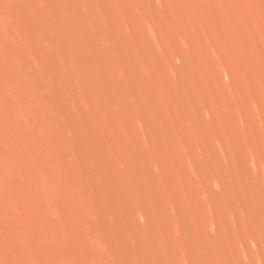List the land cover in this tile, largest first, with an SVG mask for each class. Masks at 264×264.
Wrapping results in <instances>:
<instances>
[{"label": "rangeland", "instance_id": "1", "mask_svg": "<svg viewBox=\"0 0 264 264\" xmlns=\"http://www.w3.org/2000/svg\"><path fill=\"white\" fill-rule=\"evenodd\" d=\"M14 1H15L14 4L16 6H21V5L23 6L24 5L23 7L28 8L32 12V14L35 18L46 23L47 26L49 25L50 29L52 31V34L54 36H56L57 38L59 37L58 34L60 35V30H61V27H60L61 24L57 20V18L59 16H61L59 18L63 17L65 20L67 19L68 21H71V20L72 21H78V23H82L83 25L89 24L88 27L92 26L90 29L93 31V33L97 32V30H98V27L96 26L95 23L89 22L91 20H89L88 24H87V22H85L87 20V18L84 17V18L74 19V17L72 15H69V13L66 12L64 6L69 3V0H59V4H58V0H44L46 2H44L42 0H22V1L21 0H14ZM66 1H67V3H66ZM72 1L75 2L78 5V7L80 9H82L83 11H85V9L87 8L85 12H86V14H88L87 16L89 18L91 17L93 11H95V10H98L102 13H109V14L113 15L114 17H117L116 18V20L118 21L117 32L125 40L128 39L127 42L128 41L130 42V45L134 48L133 51L135 52L134 53L133 51L124 50L121 53V58L127 62H135L136 65L138 66V68L141 67L140 68L141 72H142V73H140L141 76L140 75L139 76H126V75L120 73L121 72L120 64H118L115 61L113 55H110L103 50H99L100 52L98 51L97 53H99L100 56H97V59L99 60V62H101L104 65L106 64L107 66L105 65L104 69H96L97 70L96 72L99 71L97 74L98 77L104 82H108L109 81L108 79L112 78L114 81L118 80V81H116V83H118V84H120L122 82L123 84H127L130 87H133V86L138 87L141 89L142 94H143L142 96H144L145 98L143 100H138L139 101L138 102V101H135L127 92L128 97L130 96V98L127 99L126 92L123 91V93H124L123 96L124 95L126 96V98H124V99L127 100L128 104L127 103L126 104L128 105V107L126 106V104H123L126 102L123 99H122L123 102L121 103V107H112V105L109 104L108 99H106L105 97H98L94 93L92 87L86 85L82 88L80 94H77L75 92L74 97H72L73 95L71 92L63 90V94L64 95L66 94L67 96L65 95L66 96V98H65L64 96H62L61 93L58 95V99L61 97L62 101L60 99H59L60 101L58 100V102L61 103V104H58L59 105V112H58L59 115L58 116L56 115L54 117L55 122H56V123L55 122L54 123L56 125L58 124L57 127L61 128V129L71 128V127L73 128V130H72L73 134L71 137H73V139L77 142V144H79V142H80V144H79V147L81 146L80 147V154H79L80 159H82L83 164H84V161L87 159V157L89 159H91L89 161L87 159L85 164H84L87 169H90V171H96L98 167L99 168L105 167V169H107L109 171L111 178H113L114 180L118 181V178L119 179L120 178L125 179L127 177L128 172L126 170H123V168L121 166H118V162H120L121 159L122 160L125 159L126 160V167L129 165V163L131 164L130 167L128 166L129 168H131L130 170H136L139 173L142 172L141 174H146L145 175L146 180H144V182H146V186H145V183H143V181L141 182L138 180H137V182H136V180H133L129 185L122 184V186H120L121 188L120 187L119 188L118 187L117 188H110L107 184L102 185L105 193H107V194L110 193V194L115 195V191H116V195L120 198V204H118V206L121 207L122 212L124 211L123 216L125 215V217H126V218L124 217V221H126L125 225H127V227H126L127 233H129L131 235V237L136 235V236H134L135 239L136 238L139 239V235L141 234L140 240L143 239L147 234H149V236L154 237L153 239L151 237L152 243L147 244V247L149 248V250L153 254H155L156 256L158 255V257L162 256V255L168 256V259H165V256H162L159 258L157 257L158 260L157 259L154 260L155 264L156 263L157 264H159V263L160 264L161 263L162 264H175V263L180 264V261H181L180 258H181V254L183 252H184L183 253L184 256H183V254H182V256L185 257V259L182 258V262H181L182 264H183V262H184V264L185 263H187V264H198V262H199V264H208V263L209 264H234V263H236V261H237V264L238 263H240V264H252V263L253 264H258V263L264 264V187H263L264 186V181H263L264 180V178H263L264 167L262 166L264 164V116H263L264 115V103H263V101H264V0H186V1L185 0H157V1L156 0H81V4H79L80 0L79 1L78 0H72ZM35 2H37L38 4ZM33 3H34V7H33ZM39 4H40V6L43 5L45 8L40 7ZM192 4H193V7H192ZM0 5L10 7V5H12V4H10V2H8L6 0H0ZM43 9H45V10H43ZM115 9H116V11H115ZM41 10H43V13L40 12ZM46 11L48 12L47 14L45 13ZM44 13H45V15H44ZM61 13H62V15L63 14H65V15L62 16ZM66 13H67V15H69V17L70 16L71 17L68 18ZM192 13H195L196 15L195 14L194 15L196 17ZM58 14H59V16H58ZM52 16L55 19L52 18ZM72 17H73V19H72ZM121 17H123V19ZM119 18H121L122 20ZM198 19H199V22H198ZM153 21H156L158 23H154ZM197 23H199V24L197 25ZM51 24H52V27H51ZM156 24H158L157 25L158 27L156 26ZM137 25L140 27V30H139V27ZM173 26H175V27H173ZM182 26L185 29L182 28ZM163 29H164V31H163ZM157 31H159L160 33ZM161 31H163L165 39H164L163 33ZM175 33H177V34H175ZM147 34H148L149 38H148ZM186 35L188 36V38L186 37ZM144 36L146 37V40H145ZM154 36H155V38H154ZM150 39H152V40H150ZM144 40L146 42H144ZM135 41H136V43H135ZM161 41H163V42H161ZM151 42L152 43L154 42V43L152 44ZM138 43H139V45H138ZM162 44H164V45H162ZM137 46L138 47L140 46V47L138 48ZM156 47H159V48H156ZM176 47H177V49H176ZM211 49L214 52L211 51ZM221 49L223 52H221ZM147 50H148V52H147ZM144 51L147 53V55ZM155 51L158 53V55L161 58L159 56H156L157 53ZM172 51H173V53H171ZM100 53L101 54L103 53V54L101 55ZM149 53H150V55H149ZM214 54L216 55V57ZM191 55H192V58H191ZM157 57H158L159 61H158ZM222 57L225 59V61ZM151 58H153L154 60L153 59L151 60ZM173 58H175V59H173ZM108 59H109V61H108ZM177 59L180 62H178ZM182 59L184 61H182ZM197 61H198V63H197ZM156 62H158V63H156ZM159 62L161 65L159 64ZM193 62H195V65H192ZM163 63H164V65H165V63H167V67L169 68L168 72H167L168 68L165 67L163 65ZM184 63H186V64H184ZM148 64H149V67H148ZM178 64H179V66H178ZM227 64H228V67L226 66ZM151 65H152V67H151ZM191 65H192V67H191ZM199 65H200V67H199ZM158 66L160 68H158ZM181 66H183V67H181ZM155 67L157 69H155ZM54 68H55V70L58 69L60 71V69L58 67H54ZM200 68H201V70H200ZM179 69H181V70H179ZM58 70H56V71H58ZM171 70L173 72H171ZM178 70L180 72V77H179V74L178 75L175 74V72ZM189 70H191V72ZM100 71H101V73H100ZM224 72H225V75L227 74L226 76L228 78H224V76H223ZM156 73H158V76ZM181 73H182V76H181ZM59 74H62L61 71L59 72ZM112 74H114V76H116L115 77L116 79L114 78V76L112 77ZM153 74H156V75H153ZM190 74L191 75L194 74V75H192L193 77ZM161 75L162 76L164 75V76L162 77ZM156 76L157 77L160 76L159 79L158 78L155 79ZM143 77H145L146 79L144 80ZM106 79H107V81H106ZM182 79H184L185 81ZM135 80H137V82ZM163 80H165V82ZM191 80H195V83H194V81L192 82ZM70 81H71L70 84H72V85L76 83L73 79H71ZM162 81H163V83H162ZM205 81H207L208 83ZM146 82L147 83L149 82L150 84L148 85ZM176 82H177V84H176ZM185 82L188 84L186 85ZM139 83H141V84H139ZM153 85L155 88L153 87ZM167 85H168V87H164ZM218 87H219V89H218ZM85 88L86 89L88 88V90L90 92L87 91ZM171 88H175L172 91L173 94L175 92L174 96H170V95H172V94H170ZM208 88L210 91H208ZM84 89H85V91H84ZM154 89L157 90V92L154 91ZM196 89H198V91ZM91 91H92V94H91ZM221 91L224 93H222ZM7 92H6V90H4V91L2 90L1 93L5 97L9 98V94L7 95ZM165 92H167V93H165ZM158 94H159V96L157 97ZM87 95H88V97H87ZM146 95L148 96V98ZM169 96L171 97L170 101L168 100ZM186 96L189 98L190 101L187 99ZM232 96H234V97H232ZM245 96H246V98H243ZM160 97H161V99H160ZM165 97H167V99H165ZM92 98H94L95 101ZM192 98H193V100H192ZM230 98H231V101L229 102ZM105 99H106V101H105ZM244 99L246 100V102L244 101ZM63 100H65L67 102H72L74 107L73 106L71 107V105L69 103H67ZM77 101L79 102V104ZM102 101H103V103H102ZM182 101H184V102H182ZM200 101H202V102H200ZM232 101H233L236 109L233 106ZM64 102L67 103V105ZM176 102H177V104H176ZM144 103L147 105L146 108L144 107ZM169 103L171 105H169ZM63 104H65V107ZM175 104H176V106H175ZM193 104L196 106L194 107ZM201 104H203V105H201ZM79 105H80V107H79ZM139 105H141V109H140ZM152 105H153V107H152ZM177 105L180 107H177ZM68 106H70L71 108ZM208 106H209V109H208ZM214 106H215V108H214ZM218 106L220 107L221 110L219 109ZM109 107H111V108H109ZM154 107H156V109ZM187 107H188V109H187ZM202 107H204V108H202ZM105 108H107V109H105ZM118 108H121L122 110L120 109V111H119ZM224 108L227 111H225ZM69 109H70V111H67ZM110 109H111V112H109ZM193 109H196V110H193ZM71 110H72V112H71ZM112 110H114V111H112ZM127 110L129 112H127ZM188 110L191 112H189ZM207 110H209L210 112ZM261 110H262V112H261ZM121 111H123V112H121ZM155 111L157 113H155ZM167 111H168V113H167ZM216 111H217V113H216ZM235 111H236V115H235ZM112 112L113 113L115 112L114 113L115 116L111 115ZM225 112H227V114ZM257 112L260 113L259 116H260V119L262 120L261 121L262 125H261L260 120L258 118ZM121 113H124L125 116L122 115ZM127 113H128V115H127ZM116 114H117V116H116ZM145 114H146V116L148 115L147 116L148 121L146 123L147 126L144 125L145 122H144L143 117H142ZM68 115H69V117H68ZM112 116L114 119L111 121ZM123 116H124V119L127 120L126 121L127 123H125ZM131 116H132V118H131ZM179 116H181V117H179ZM208 117H209L210 122L207 119ZM66 118H68V119H66ZM116 119H118L119 122H118V120L116 121ZM159 119H160V121H159ZM183 119H185V120H183ZM238 119H239V121L241 120L242 122L241 121L239 122ZM161 120H162V123H161ZM173 121H174V123H173ZM179 121H181V122H179ZM112 122L116 125H113ZM132 122L134 124H132ZM138 122H140V123H138ZM188 122H189V124H188ZM179 123H181V124H179ZM55 124H54V126H55ZM96 124L98 126H96ZM127 124H129L131 129L128 128ZM173 124H174V126H173ZM183 124H184V126H182ZM225 124H226V126H225ZM247 124H249L250 127ZM86 125H87V127L89 125L88 129H86L87 128V127H85ZM117 125H118V127L120 125V127L122 129L121 128L118 129ZM132 125H134V127ZM188 125L190 127H188ZM145 126H146V128H145ZM158 127H160L159 128L160 130L158 129ZM222 127H224V128H222ZM92 129H93V131H92ZM182 129H183V131H182ZM134 130H136V131H134ZM141 130H142V132H141ZM179 130L184 132V134ZM190 130H191V132H190ZM84 131H85V133H84ZM132 131H134V132L131 133ZM94 133H95V135L97 134L98 138L97 137L95 138ZM118 133L119 134L122 133V134H120V138L124 137L126 139V137L128 136L127 140L130 141L133 150L137 151L138 156H139L138 159L130 158V156L125 154L123 147H120L121 145L119 143V134ZM86 134H88L87 136H89V138H87ZM142 134H143V137L141 139L140 136H142ZM161 134L163 136H161ZM219 134H220V136H219ZM164 135H165V137H164ZM83 136L86 137L87 139L86 138L84 139ZM154 137H156V138H154ZM160 137L161 138L163 137V138L161 139ZM177 137H178V139H177ZM219 137H220L221 142L218 139ZM129 138H131V139H129ZM78 139H80V140L78 141ZM82 139L85 142V145L82 144V142H81ZM86 140L90 141V143H89L90 145L87 143L88 141L86 142ZM98 140H100V141H98ZM203 140H204V142H203L204 144L202 143ZM193 141L195 142V144L193 143ZM163 142H164V144H163ZM179 142H181V143L179 144ZM227 142H229V144ZM49 143L54 148L53 158L55 160H62L63 155H64V149H63L62 141L60 139H58L57 137H52L49 139ZM98 143H99V147H98ZM136 143H137V145H136ZM196 143L198 144L197 146L199 148L196 146ZM92 144H93V146H92ZM179 145L181 146V148ZM191 145L192 146L194 145L193 148L191 147ZM100 146H102L103 149ZM82 147H84L86 150L88 148L89 151L88 150L85 151L84 149H82ZM108 147H109V149H108ZM173 147L175 150L173 149ZM210 147H211V149H210ZM215 147L217 148V150ZM221 147H222V149H221ZM163 148L167 151H165ZM213 148H215V149H213ZM156 149H157V151H156ZM206 149L208 150V152H206ZM235 149H236V151H235ZM103 150L105 151V153ZM171 150L172 151L174 150V152H171ZM197 150H198V154L199 155L202 154V156L197 155ZM200 150H201V152H199ZM91 151L93 152V154ZM102 151H103V153H102ZM154 151L156 154L154 153ZM203 151H205V153ZM165 152H167V153H165ZM211 152H212V155H211ZM87 153H90V154L87 155ZM99 153L102 154L103 157ZM177 153H178V155H177ZM57 154H59V155H57ZM204 154H206L207 156H205ZM224 154H225V156H224L225 160L223 158ZM112 155H113V157H112ZM221 155H222V157H220ZM95 156L98 158H96ZM191 156L193 159L191 158ZM82 157H84V158H82ZM93 157H95V158H93ZM126 157H128V158H126ZM206 157H208V158H206ZM236 157L238 158V160ZM154 158H156V159H154ZM178 158L180 160H178ZM221 158H223V159H221ZM98 159L100 160L99 162H97ZM129 159L131 162L129 161ZM206 159H207V161H206ZM212 159H214V160L212 161ZM250 159H253L252 160L253 162ZM256 159H257V161H256ZM101 160H103V161H101ZM110 160H112V162L114 164ZM139 160L142 163V166H141V163L139 162ZM235 160H236V162H235ZM90 161H91V163H90ZM127 161H128V163H127ZM185 161H186V163H185ZM237 161H238V164H237ZM254 161H255V163H254ZM260 161H261V163H260ZM212 162H213V164H212ZM217 162L219 163L220 166L218 165ZM250 162L253 163V165H251ZM153 163L156 164L155 167H154ZM191 163H192V165H191ZM194 163L195 164L197 163V164L195 165ZM181 164H182V166H181ZM236 164H237V166H236ZM254 164H255V166H254ZM205 165H207L206 168H204ZM215 165L217 166V168L219 167V169H217ZM89 166H92V170H91V167H89ZM131 166L132 167L135 166V167L132 168ZM188 166H189V168H188ZM214 166H215L216 170H215ZM252 166H254V167H252ZM140 167H142L143 170H141ZM171 168H173V169H171ZM196 168H198L199 171ZM115 169L117 170V173L114 172V171H116ZM256 169H257V172H256ZM259 169H260V171H259ZM193 170L195 173L193 172ZM62 171L66 172L65 174L68 175V178L70 176V178L75 181L76 185H78V183H77L78 179H77L76 174L72 173L71 170L65 166L63 167ZM240 171L242 174L240 173ZM252 171H253V174H252ZM201 172L203 175L201 174ZM233 172H234V174H233ZM254 172H255V174H254ZM112 173H115V174L112 175ZM151 173H152V175H151ZM165 173H167V174H165ZM211 173H212V175H211ZM72 174L75 175V177H73ZM116 174H117L118 178L115 176ZM147 174L149 177L147 176ZM193 174H194V176H193ZM200 174H201V176H203L202 178L205 180V182L201 178ZM228 174H229V177H228ZM150 175L152 176V178ZM252 175H253V177H252ZM257 175H259V176H257ZM182 176L184 179L182 178ZM213 176L215 179L213 178ZM238 176H240V178ZM121 179H120V181H121ZM147 179H148V181H147ZM150 179H152V180H150ZM192 179L195 181H193ZM153 180H156V182H158L157 183L158 188L156 186V182L154 181V183H153ZM215 180L217 181L216 183L219 187V188L217 187V189H216L217 191H214L215 190L214 188H216L215 187L216 186ZM238 180H240L241 183ZM190 181H191V183H190ZM212 181H214V182H212ZM193 182L195 183V185L197 183L196 186H198V188H196V187L194 188ZM242 183H243V185H242ZM254 183H256V185H254ZM259 183H260V185H259ZM170 184L172 186H170ZM126 186L130 187V188H126ZM150 186H152L153 188L151 187V189H150ZM232 186L234 187L235 190L233 189ZM256 186H258V188H256ZM222 187H224V188H222ZM206 188H208V189L210 188V189L207 190ZM106 189L108 190V192ZM128 189L131 190L132 192H134L132 203L135 204V202H136L135 205H138V206L144 208L147 211L149 218L145 217L146 218L145 219L143 216H140V215L137 216V215L133 214L130 210H128L129 202L126 199V194H127V192H129ZM196 189H198V190L196 191ZM219 189H220L221 193L219 192ZM260 189H262V190H260ZM147 190H148V192H147ZM190 191H191V194H190ZM234 191H235V193H234ZM149 192H152V194L154 193L156 195V197H155L156 199L152 198V195ZM228 192H229V194H231L230 195L231 197L228 196L229 195ZM199 193H200V195H199ZM121 194H123L124 197ZM182 194H183V196H182ZM138 195H140V196H138ZM143 195H144V197H143ZM178 195H180V196H178ZM189 195H191V196L189 197ZM235 195H236V197H235ZM249 195L251 196V198ZM254 195H256V196H254ZM196 196H197V198H196ZM122 197H123V199H122ZM212 197H214V199H211ZM148 198H150L149 201H150L152 207L149 205L150 203L147 200ZM181 198L183 201L181 200ZM141 199H143L142 203H141ZM190 199H191V201H190ZM258 199L260 200V202ZM252 200H253V202H252ZM232 201H233V204H232ZM122 203H123V205H122ZM127 203H128V205H127ZM153 203H155V204H153ZM254 203H257L258 205L254 204ZM207 206H208V208H207ZM165 207H167V208H165ZM173 209H174V214L172 213ZM193 209H195V210H193ZM204 209H206L208 211V213ZM167 210L169 211V213H167L168 212ZM215 210H218V211H215ZM219 210H220V212H219ZM227 210L229 213L227 212ZM244 210H245V212H244ZM234 212H235V214H234ZM206 213L208 215H206ZM169 214H170V216H169ZM216 214L217 215L220 214V215L217 216ZM151 215H153L152 218L154 219V221L151 218ZM108 216L102 217V218H104L103 220H101L102 224L110 225L111 223H113L112 222L113 217L111 215L109 216L108 220H105V219H107ZM129 216H130V219L128 218ZM179 216L181 217V219ZM211 216H212L211 219L215 220L214 224H216V226H217V228H215V225H214L215 229L210 228L213 225L212 220L210 219ZM141 217H142V221L140 222ZM218 217H220L219 220L221 219L222 221L220 220V222H219ZM244 218H245V220H244ZM131 219H132V221H131ZM160 219H162V221L163 220L164 221L162 222ZM167 219H168V221H167ZM63 220L66 222V224L74 232H77V233L82 234V235H86V234L90 233V232H87V229H83L81 227L82 222H85L87 220V218H86L85 214L78 209L73 208L72 215L69 216L68 219L63 218ZM174 220H176V222H174ZM198 220L200 222H198ZM127 221H131L132 223L127 222ZM146 222L148 224H146ZM169 222H170V224H168ZM133 223H134V225H133ZM163 223H164V225H163ZM218 223L220 225L222 223V225L224 226V229H222L223 226L222 225L220 226ZM165 224H167V225H165ZM171 224H172V228H171ZM175 224H177L175 227H177V232H178V233L177 232L176 233L179 234L176 237L174 235V232L176 230V228L174 227ZM210 224H211V226H210ZM131 225L135 226V228ZM147 225H148V227H147ZM151 225H155V227L152 226L153 227L152 228ZM233 225H234V227H233ZM128 226H130V227H128ZM160 226H161V228H160ZM131 227L133 229H135L134 234H131L132 233L131 231L133 230ZM191 227H193V228L191 229ZM130 228H131V230H130ZM148 228H149V230H148ZM156 228H158L159 232H157L158 230ZM220 228L223 231H221ZM162 229L165 230V233ZM209 229H210V232H209ZM213 229H214L215 233H217V235L220 234V235H218V237H219V238H217L218 240L216 239L217 235L215 233H211V232H214ZM216 229L219 230V232H217ZM153 230H155L156 232H154ZM202 230L203 231L205 230V231L203 232ZM148 231H151V232H148ZM234 231H235V233H234ZM17 232H19V231H17ZM19 233H21V232H19ZM136 233H138V236ZM172 233H173V235H172ZM180 233H181V235H180ZM205 233H208V235ZM222 233L224 235H222ZM246 233L249 237L246 235ZM151 234H154V235H151ZM225 234H226V236H225ZM156 235H158V237ZM205 235L207 236V238ZM236 235L239 237L236 238ZM60 236L61 235H59V237H58L59 238L58 239L59 240L58 247L55 246L54 244L50 243V241H48V242L46 241V243H45L41 238L39 240V238L37 236H30L29 237V235H28V236H26V239L30 242L31 241L32 242H35V241L44 242L45 244L44 243L43 244L46 246L45 247V253L47 254V256L50 259L59 260V261H61L62 259L63 260L66 259L67 255L72 254L73 252L78 250L79 247L84 246V243L80 239L79 240L78 239H68L66 237L62 238L63 236L60 238ZM184 236H185L186 240L184 239ZM208 236H210V240H212V241H208V243L210 245L208 243H206V240H209ZM156 237L158 239H156ZM193 237H194V239H192ZM165 238H167V239H165ZM60 239H63V240H60ZM214 239H216V240H214ZM223 239L224 240L226 239V240L224 241ZM230 239H231V241H230ZM250 239L253 240V243H252V240H250ZM162 241H163V244L167 247H165L164 245L161 244ZM168 241L170 244L168 243ZM216 241H218L219 243L217 244ZM176 242H178V244ZM185 242H187V243H185ZM179 243L182 246H180ZM232 243L234 246L232 245ZM155 244H157L158 246H159V244H161L164 248L160 247V246L159 247L162 248L163 251H160L161 249L159 247H158L159 249L156 248L157 245H155ZM226 244H228V245H226ZM178 245L181 247L182 252H180L178 250V249H180V248H178ZM201 245L202 246L204 245V246L202 247ZM241 245H242L243 250L241 249ZM212 246H215V247H212ZM222 247H224V248H222ZM229 247H230V249L231 248L232 249L230 250ZM165 248H167L168 254L165 253ZM170 248L172 250V254H171ZM221 249H222V251H221ZM186 250H187V252H186ZM226 250H228L229 252H226ZM255 250H257L259 255L257 254V252ZM202 251H205V252H202ZM157 252L159 254H160V252H164V253L163 254L161 253L162 255L161 254L159 255ZM176 252L178 255L175 254ZM197 252H198V255H197ZM217 252H218V254H217ZM234 252H235V254H234ZM229 253H230L231 257L229 255ZM202 254L205 258L204 257L202 258ZM194 255H195V257H197V259L195 257L193 258ZM233 255H238L234 259L236 261L232 260L234 257ZM257 255L259 256V259H260L259 261H258ZM172 256H173V258H171ZM208 256L210 258H208ZM220 256H222V257H220ZM175 257H177V258H175ZM222 258H223V261H222ZM172 259L175 261H173ZM183 259L186 262L183 261ZM203 259L204 260L206 259V263ZM215 259H216V263L214 261ZM63 260H62V262H63ZM232 261L234 263H231ZM191 262H193V263H191ZM225 262H227V263H225Z\"/></svg>", "mask_w": 264, "mask_h": 264}, {"label": "bare ground", "instance_id": "2", "mask_svg": "<svg viewBox=\"0 0 264 264\" xmlns=\"http://www.w3.org/2000/svg\"><path fill=\"white\" fill-rule=\"evenodd\" d=\"M10 2V7H6L3 5H0V264H155L154 260L157 259L158 255L156 256L153 254L149 248L147 247V244L152 243L153 236H149L147 234L143 239L140 240L141 234L139 235V239H135L134 236L131 237L129 233H127V225H125L123 212L121 210V207L118 206L120 204V198L114 194L105 193L104 189L102 187L103 184H107L110 188H119L122 186V184L129 185L133 180L143 181L146 186V180L145 175L137 172L136 170H130V163L129 167H126V160H120L118 162V166H121L123 170H126L128 172L127 177L125 179H120L117 177V174L115 175L118 178L117 180H114L111 178L109 171L105 169V167H98L96 171H90V169H87L85 167L86 160L89 159L87 156V159L84 161V164L82 162V159H80V147L79 144L73 139V128H66L61 129L56 125L55 123V116L59 115V105L61 104L58 102V100H61V97L58 99V95L61 93L62 96L66 98V96L63 94L64 91H69L72 93V97H74V93L80 94L82 88L86 85L91 86L94 93L98 97H105L108 99L109 104L112 105V107H121V103L124 98L127 99L130 98V96L135 100H143L145 97L142 96V91L138 87H130L127 84H118L116 81H114L112 78L108 79V82L102 81L98 77V72H96V69H104L105 65L99 62L97 59V56H100L99 53H97L99 50H103L106 53L113 55L115 61L120 64L121 72L122 74L126 76H139L141 72V67L138 68L135 62H127L124 61L121 58V53L124 50L133 51L134 48L130 45V42L128 43L127 40L122 38L119 33L117 32L118 27V21L116 20L117 17H114L113 15L109 13H102L98 10L93 11L91 17L89 18L86 14V9L83 11L78 7V5L73 2L72 0H69V3L65 5V10L69 15H72L74 19L79 18H87L85 22H93L98 27L97 32L93 33V31L90 29L92 26L83 25L82 23H78V21H67L62 18H58L57 20L61 24V30L60 35L58 34V38L52 34V31L50 29V26L46 25V23L40 21L39 19L35 18L32 14V12L26 8L21 6H16L14 3V0H6ZM14 1V2H13ZM22 1V0H21ZM20 1V2H21ZM44 1V0H42ZM79 1V0H78ZM157 1V0H156ZM186 1V0H185ZM46 2V1H44ZM120 2V1H119ZM37 3V2H35ZM67 3V1H66ZM187 3V2H186ZM24 4V3H23ZM38 4V3H37ZM43 4V3H42ZM41 4V5H42ZM59 4V0H58ZM81 4V0L80 3ZM83 4V3H82ZM85 4V3H84ZM88 4V3H87ZM45 5V4H44ZM49 5V4H48ZM188 5V4H187ZM8 6V5H7ZM40 6V4H39ZM60 6V5H59ZM101 6V5H100ZM34 7V3H33ZM38 7V6H37ZM40 7H44L43 5ZM50 7V6H49ZM62 7V6H61ZM193 7V4H192ZM45 8V7H44ZM63 8V7H62ZM115 8V7H114ZM123 9V8H122ZM45 10V9H43ZM43 10L40 12L43 13ZM56 10V9H55ZM64 10V9H63ZM192 10V9H191ZM58 11V10H57ZM62 11V10H61ZM116 11V9H115ZM188 11V10H187ZM193 11V10H192ZM195 11V10H194ZM39 12V13H40ZM55 12V11H54ZM53 12V13H54ZM63 12V11H62ZM124 12V11H123ZM48 13L47 11L45 12ZM44 13V15H45ZM56 13V12H55ZM64 13V12H63ZM66 13V15H67ZM41 14V13H40ZM193 15L195 13H192ZM42 15V14H41ZM57 15V14H56ZM62 15V13H61ZM63 14L62 16H64ZM69 15H67L68 18ZM125 15V14H124ZM158 15V14H157ZM189 15V14H188ZM196 15V14H195ZM194 15V16H195ZM43 16V15H42ZM198 16V15H197ZM44 17V16H43ZM46 17V16H45ZM66 17V18H67ZM72 17V19H73ZM196 17V16H195ZM52 18H54L52 16ZM123 19V17H121ZM119 18V19H121ZM198 18V17H197ZM55 19V18H54ZM121 19V20H122ZM127 19V18H126ZM85 20V19H84ZM138 20V19H137ZM173 20V19H172ZM50 21V20H49ZM48 21V22H49ZM57 22V21H56ZM120 22V21H119ZM128 22V21H127ZM138 22V21H137ZM154 23H158L156 21H153ZM199 22V19H198ZM121 23V22H120ZM201 23V22H200ZM50 24V23H49ZM175 24V23H174ZM199 23H197L198 25ZM58 25V24H57ZM120 25V24H119ZM158 24H156L157 26ZM202 25V24H201ZM59 26V25H58ZM138 26V25H137ZM153 26V25H152ZM52 27V24H51ZM139 27V26H138ZM158 27V26H157ZM156 27V28H157ZM175 27V26H173ZM198 27V26H197ZM121 28V27H120ZM130 28V27H129ZM182 28H184L182 26ZM127 29V28H126ZM131 29V28H130ZM155 29V28H154ZM158 29V28H157ZM185 29V28H184ZM140 30V27H139ZM204 30V29H203ZM55 31V30H54ZM136 31V30H135ZM149 31V30H148ZM164 31V29H163ZM163 31H161L163 33ZM122 32V31H121ZM142 32V31H141ZM146 32V31H145ZM159 32V31H157ZM175 32V31H174ZM204 32V31H203ZM143 33V32H142ZM147 33V32H146ZM150 33V32H149ZM160 33V32H159ZM57 34V33H56ZM177 34V33H175ZM183 34V33H182ZM187 34V33H186ZM127 35V34H126ZM154 35V34H153ZM189 35V34H188ZM146 36V35H145ZM146 40V37H145ZM164 36V33H163ZM185 36V35H184ZM178 37V36H177ZM188 38V36L186 35ZM128 38V37H127ZM143 38V39H144ZM149 38V36H148ZM155 38V36H154ZM158 38V37H157ZM165 39V36H164ZM144 40V42H146ZM152 40V39H150ZM154 40V39H153ZM185 40V39H184ZM183 41V40H182ZM139 42V41H138ZM160 42V41H159ZM163 42V41H161ZM167 42V41H166ZM136 43V41H135ZM140 43V42H139ZM138 43V45H139ZM152 43V42H151ZM154 43V42H153ZM152 43V44H153ZM146 44V43H145ZM174 44V43H173ZM141 45V44H140ZM157 45V44H156ZM164 45V44H162ZM147 46V45H146ZM218 46V45H217ZM138 47V46H137ZM140 47V46H139ZM138 47V48H139ZM178 47V46H177ZM176 47V49H177ZM223 47V46H222ZM221 47V48H222ZM159 48V47H156ZM225 49V48H224ZM211 51H213L211 49ZM100 52V51H99ZM134 52V51H133ZM141 52V51H140ZM145 52V51H144ZM148 52V50H147ZM156 52V51H155ZM180 52V51H179ZM214 52V51H213ZM220 52V51H219ZM221 52L222 49H221ZM130 53V52H129ZM135 53V52H134ZM146 53V52H145ZM144 53V54H145ZM157 53V52H156ZM173 53V51L171 52ZM182 53V52H181ZM101 54V53H100ZM103 54V53H102ZM101 54V55H102ZM137 54V53H136ZM135 54V55H136ZM222 54V53H221ZM147 55V53H146ZM150 55V53H149ZM173 55V54H172ZM187 55V54H186ZM215 55V54H214ZM213 55V56H214ZM109 56V55H108ZM107 56V57H108ZM156 56H159L158 53ZM181 56V55H180ZM224 56V55H223ZM102 57V56H101ZM147 57V56H146ZM153 57V56H152ZM160 57V56H159ZM174 57V56H173ZM216 57V55H215ZM136 58V57H135ZM150 58V57H149ZM161 58V57H160ZM192 58V55H191ZM223 58V57H222ZM101 59V58H100ZM153 58H151L152 60ZM158 59V57H157ZM175 59V58H173ZM179 59V58H178ZM177 59V61H178ZM189 59V58H188ZM224 59V58H223ZM131 60V59H130ZM129 60V61H130ZM146 60V59H145ZM144 60V61H145ZM154 60V59H153ZM162 60V59H161ZM194 60V59H193ZM109 61V59H108ZM159 61V59H158ZM176 61V62H177ZM182 61H184L182 59ZM225 61V59H224ZM146 62V61H145ZM161 62V61H160ZM159 62V64H160ZM180 62V61H178ZM189 62V61H188ZM105 63V62H104ZM138 63V62H137ZM158 63V62H156ZM162 63V62H161ZM190 63V62H189ZM198 63V61H197ZM186 64V63H184ZM147 65V64H146ZM161 65V64H160ZM164 65V63H163ZM192 65H195V62L192 63ZM191 65V67H192ZM204 65V64H203ZM107 66V65H106ZM167 67V63L164 65ZM179 66V64H178ZM228 67V64L226 65ZM54 67H58L62 74H59V70L56 71ZM109 67V66H108ZM107 67V68H108ZM149 67V64H148ZM152 67V65H151ZM170 67V66H169ZM175 67V66H174ZM183 67V66H181ZM200 67V65H199ZM158 68H160L158 66ZM168 68V67H167ZM203 68V67H202ZM109 69V68H108ZM107 69V70H108ZM151 69V68H150ZM155 69H157L155 67ZM188 69V68H187ZM222 69V68H221ZM160 70V69H159ZM177 70V69H176ZM181 70V69H179ZM176 71L175 74L180 77V72ZM201 70V68H200ZM151 71V70H150ZM158 71V70H157ZM161 71V70H160ZM169 71V68L167 72ZM191 72V70H189ZM111 72V71H110ZM152 72V71H151ZM171 72H173L171 70ZM184 72V71H183ZM189 72V73H190ZM226 72V71H225ZM225 72L223 74L224 78H228L225 75ZM101 73V71H100ZM104 73V72H103ZM108 73V72H107ZM112 73V72H111ZM153 73V72H152ZM170 73V72H169ZM203 73V72H202ZM206 73V72H205ZM105 74V73H104ZM158 76V73H156ZM153 74V75H156ZM173 74V73H172ZM103 75V74H102ZM191 75V74H190ZM189 75V76H190ZM194 75V74H192ZM191 75V76H192ZM114 74H112V77ZM141 76V75H140ZM155 77V79H159V77ZM162 76V75H161ZM164 76V75H163ZM162 76V77H163ZM171 76V75H170ZM182 76V73H181ZM226 76V77H225ZM242 76V75H241ZM105 77V76H104ZM116 76H114L115 78ZM193 77V76H192ZM144 80L146 79L143 77ZM172 78V77H171ZM208 78V77H207ZM73 79L76 83L70 84V80ZM116 79V78H115ZM135 79V78H134ZM164 79V78H163ZM201 79V78H200ZM216 79V78H215ZM128 80V79H127ZM138 80V79H137ZM137 80H135L137 82ZM184 80V79H182ZM107 81V79H106ZM165 82V80H163ZM162 81V83H163ZM185 81V80H184ZM192 82L195 80H191ZM198 81V80H197ZM209 81V80H208ZM130 82V81H129ZM150 82V81H149ZM147 83L148 85L150 83ZM207 82V81H205ZM217 82V81H216ZM135 83V82H134ZM175 83V82H174ZM186 83V82H185ZM208 83V82H207ZM130 84V83H129ZM141 84V83H139ZM177 84V82H176ZM182 84V83H181ZM188 83H186L187 85ZM199 84V83H198ZM213 84V83H212ZM218 84V83H217ZM152 85V84H151ZM200 85V84H199ZM142 86V85H141ZM212 86V85H211ZM154 87V85H153ZM164 87H168L164 86ZM196 87V86H195ZM208 87V86H207ZM220 87V86H219ZM218 87V89H219ZM231 87V86H230ZM155 88V87H154ZM86 89V88H85ZM84 89V91H85ZM144 89V88H143ZM168 89V88H167ZM172 89V90H171ZM170 89V96H174L173 89ZM2 90H6L7 95L9 94V98L5 97L1 92ZM87 91L88 88L86 89ZM198 91V89H196ZM221 90V89H220ZM123 91L126 92V96H123ZM154 91L157 92V90L154 89ZM169 91V90H168ZM176 91V90H175ZM208 91L209 88H208ZM90 92V91H89ZM129 93V97L128 94ZM172 92V93H171ZM222 92V91H221ZM167 93V92H165ZM203 93V92H202ZM224 93V92H222ZM88 94V93H87ZM92 94V91H91ZM180 94V93H179ZM197 94V93H196ZM204 94V93H203ZM89 95V94H88ZM87 95V97H88ZM147 96V95H146ZM159 94L157 95V97ZM168 97V100L170 101L171 97ZM181 96V95H180ZM198 96V95H197ZM211 96V95H210ZM63 97V98H64ZM76 97V96H75ZM176 97V96H175ZM187 97V96H186ZM199 97V96H198ZM224 97V96H223ZM234 97V96H232ZM64 98V99H65ZM79 98V97H78ZM148 98V96H147ZM200 98V97H199ZM212 98V97H211ZM243 98H246L243 97ZM76 99V98H75ZM94 100V98H92ZM101 99V98H100ZM105 99V101H106ZM110 99V100H109ZM123 99V100H122ZM161 99V97H160ZM167 99V97H165ZM174 99V98H173ZM189 100V98L187 97ZM258 99V98H257ZM59 100V101H60ZM67 100V99H66ZM102 100V99H101ZM193 100V98H192ZM191 100V101H192ZM62 101V100H61ZM65 101V100H63ZM80 101V100H79ZM95 101V100H94ZM123 104H128L127 100ZM162 101V100H161ZM168 101V102H169ZM190 101V100H189ZM231 101V98L229 102ZM240 101V100H239ZM246 102V100L244 99ZM243 101V102H244ZM67 102V101H65ZM64 102V103H65ZM78 102V101H77ZM81 102V101H80ZM111 102V103H110ZM139 102V101H138ZM146 102V101H145ZM184 102V101H182ZM202 102V101H200ZM258 102V101H257ZM73 106L72 102H67ZM67 103H65L67 105ZM84 103V102H83ZM103 103V101H102ZM108 103V102H107ZM131 103V102H130ZM147 103V102H146ZM233 103V101H232ZM236 103V102H235ZM259 103V102H258ZM264 103V101H263ZM65 104L64 107H65ZM79 104V102H78ZM122 104V105H123ZM126 106L128 107V105ZM138 104V103H137ZM177 104V102H176ZM175 104V106H176ZM207 104V103H206ZM244 104V103H243ZM246 104V103H245ZM133 105V104H132ZM163 105V104H162ZM169 105H171L169 103ZM184 105V104H183ZM194 105V104H193ZM203 105V104H201ZM214 105V104H213ZM217 105V104H216ZM124 106V105H123ZM122 106V107H123ZM140 109H141V105ZM185 106V105H184ZM196 105H194L195 107ZM234 106V103H233ZM245 106V105H244ZM260 106V105H259ZM63 107V108H64ZM70 107V106H68ZM70 107V108H71ZM74 107V106H73ZM80 107V105H79ZM105 107V106H104ZM144 107L146 108L147 105L144 103ZM153 107V105H152ZM151 107V108H152ZM177 107H180L177 105ZM176 107V108H177ZM186 107V106H185ZM219 107V106H218ZM235 107V106H234ZM255 107V106H254ZM89 108V107H88ZM111 108V107H109ZM156 109V107H154ZM197 108V107H196ZM204 108V107H202ZM215 108V106H214ZM217 108V107H216ZM62 109V108H61ZM60 109V110H61ZM65 109V108H64ZM80 109V108H79ZM90 109V108H89ZM107 109V108H105ZM114 109V108H113ZM119 111L121 108H118ZM126 109V108H125ZM184 109V108H183ZM188 109V107H187ZM209 109V106H208ZM218 109V108H217ZM216 109V110H217ZM220 109V107H219ZM225 109V108H224ZM236 109V107H235ZM246 109V108H245ZM261 109V108H260ZM73 110V109H72ZM71 110V112H72ZM122 110V109H121ZM153 110V109H152ZM196 110V109H193ZM206 110V109H205ZM221 110V109H220ZM67 111H70L67 110ZM66 111V112H67ZM114 111V110H112ZM142 111V110H141ZM157 111V110H156ZM155 111V113H157ZM184 111V110H183ZM189 111V110H188ZM209 111V110H207ZM225 111H227L225 109ZM230 111V110H229ZM228 111V112H229ZM108 112V111H107ZM111 112V109L109 110ZM123 112V111H121ZM127 112H129L127 110ZM153 112V111H152ZM177 112V111H176ZM185 112V111H184ZM191 112V111H189ZM210 112V111H209ZM234 112V111H233ZM262 112V110H261ZM115 113V112H114ZM112 112L111 115L115 116ZM142 113V112H141ZM147 113V112H146ZM154 113V112H153ZM168 113V111H167ZM217 113V111H216ZM227 114V112H225ZM65 114V113H64ZM124 115V113H121ZM120 114V115H121ZM130 114V113H129ZM144 114V113H143ZM174 114V113H173ZM180 114V113H179ZM210 114V113H209ZM223 114V113H222ZM258 118L260 120V123L262 125V120L260 119L259 112H257ZM74 115V114H73ZM110 115V116H111ZM128 115V113H127ZM169 115V114H168ZM186 115V114H185ZM236 115V111H235ZM255 115V114H254ZM75 116V115H74ZM112 116L111 121L114 119ZM117 116V114H116ZM125 116V115H124ZM123 116V119H124ZM148 116V115H147ZM146 114L143 115V120L145 122L144 125L147 126V118ZM170 116V115H169ZM194 116V115H193ZM198 116V115H197ZM211 116V115H210ZM224 116V115H223ZM264 116V115H263ZM62 117V116H61ZM69 117V115H68ZM156 117V116H155ZM181 117V116H179ZM187 117V116H186ZM221 117V116H220ZM77 118V117H76ZM118 118V117H117ZM132 118V116H131ZM158 118V117H157ZM175 118V117H174ZM200 118V117H199ZM238 118V117H237ZM68 119V118H66ZM171 119V118H170ZM193 119V118H192ZM209 120V117L207 118ZM93 120V119H92ZM118 119H116L117 121ZM125 120V119H124ZM131 120V119H130ZM185 120V119H183ZM195 120V119H194ZM224 120V119H223ZM243 120V119H242ZM110 121V122H111ZM127 120H125V123ZM132 121V120H131ZM138 121V120H137ZM160 121V119H159ZM239 121V119H238ZM241 121V120H240ZM239 121V122H240ZM55 122V123H54ZM95 122V121H94ZM119 122V120H118ZM117 122V123H118ZM124 122V121H123ZM129 122V121H128ZM181 122V121H179ZM195 122V121H194ZM210 122V120H209ZM242 122V121H241ZM257 122V121H256ZM113 123V122H112ZM140 123V122H138ZM162 123V120H161ZM174 123V121H173ZM55 124V126H54ZM93 124V123H92ZM91 124V125H92ZM132 124H134L132 122ZM181 124V123H179ZM189 124V122H188ZM222 124V123H221ZM90 125V124H89ZM88 125V127H89ZM113 125H116L113 123ZM249 127L250 125L247 124ZM259 125V124H258ZM96 126H98L96 124ZM128 128H130L129 124H127ZM134 127V125H132ZM145 126V128H146ZM174 126V124H173ZM184 126V124L182 125ZM211 126V125H210ZM226 126V124H225ZM78 127V126H77ZM87 127V125L85 126ZM84 127V128H85ZM88 127L86 129H88ZM115 127V126H114ZM118 127V125H117ZM181 127V126H180ZM188 127H190L188 125ZM248 127V128H249ZM93 128V127H92ZM100 128V127H99ZM121 128L120 125L118 129ZM160 127H158L159 129ZM173 128V127H172ZM182 128V127H181ZM180 128V129H181ZM198 128V127H197ZM212 128V127H211ZM224 128V127H222ZM76 129V128H75ZM94 129V128H93ZM92 129V131H93ZM117 129V128H116ZM122 129V128H121ZM131 129V128H130ZM174 129V128H173ZM228 129V128H227ZM250 129V128H249ZM252 129V128H251ZM84 130V129H83ZM109 130V129H108ZM160 130V129H159ZM158 130V131H159ZM200 130V129H199ZM212 130V129H211ZM217 130V129H216ZM110 131V130H109ZM136 131V130H134ZM132 131L131 133H133ZM163 131V130H162ZM161 131V132H162ZM174 131V130H173ZM172 131V132H173ZM181 131V130H179ZM183 131V129H182ZM181 131V132H182ZM224 131V130H223ZM83 132V131H82ZM87 132V131H86ZM95 132V131H94ZM123 132V131H122ZM130 132V131H129ZM142 132V130H141ZM147 132V131H146ZM160 132V131H159ZM191 132V130H190ZM225 132V131H224ZM250 132V131H249ZM85 133V131H84ZM103 133V132H102ZM109 133V132H108ZM117 133V132H116ZM137 133V132H136ZM184 134V132H182ZM220 133V132H219ZM251 133V132H250ZM78 134V133H77ZM89 134V133H88ZM86 134V136L88 135ZM119 134V133H118ZM122 134V133H120ZM119 134V143L120 147H123V150L125 151V154L130 156V158L138 159V153L136 150H133L132 145L129 140H127L124 137L120 138ZM163 134V133H162ZM161 134V136H163ZM175 134V133H174ZM182 134V135H183ZM189 134V133H188ZM191 134V133H190ZM200 134V133H199ZM230 134V133H229ZM76 135V134H75ZM90 135V134H89ZM93 135V134H92ZM133 135V134H132ZM176 135V134H175ZM174 135V136H175ZM244 135V134H243ZM251 135V134H250ZM77 136V135H76ZM95 138L97 137V134L95 135ZM124 136V135H123ZM134 136V135H133ZM140 136V135H139ZM138 136V137H139ZM187 136V135H186ZM203 136V135H202ZM216 136V135H215ZM220 136V134H219ZM226 136V135H225ZM231 136V135H230ZM52 137H57L62 141L63 149H64V155L62 160H55L53 158L54 154V148L50 145L49 139ZM84 137V136H83ZM142 136L140 138L142 139ZM165 137V135H164ZM170 137V136H169ZM188 137V136H187ZM186 137V138H187ZM86 137H84L85 139ZM89 138V136H87ZM86 138V139H87ZM98 138V137H97ZM150 138V137H149ZM156 138V137H154ZM161 138V137H160ZM163 138V137H162ZM161 138V139H162ZM205 138V137H204ZM203 138V139H204ZM217 138V137H216ZM81 139V138H80ZM78 139V141L80 140ZM131 139V138H129ZM133 139V138H132ZM144 139V138H143ZM178 139V137H177ZM194 139V138H193ZM202 139V138H201ZM206 139V138H205ZM220 141V137L218 138ZM217 139V140H218ZM145 140V139H144ZM228 140V139H227ZM88 140H86L87 142ZM100 141V140H98ZM97 141V142H98ZM106 141V140H105ZM163 141V140H162ZM178 141V140H177ZM186 141V140H185ZM195 141V140H194ZM193 143L195 144V142ZM82 144L85 145V142L82 139ZM84 142V143H83ZM170 142V141H169ZM168 142V143H169ZM190 142V141H189ZM204 140L202 141V143ZM207 142V141H206ZM221 142V141H220ZM223 142V141H222ZM88 144L90 141L87 142ZM107 143V142H106ZM146 143V142H145ZM181 142H179L180 144ZM229 144V142H227ZM234 143V142H233ZM96 144V143H95ZM154 144V143H153ZM164 144V142H163ZM204 144V143H203ZM90 145V144H89ZM101 145V144H100ZM119 145V144H118ZM137 145V143H136ZM175 145V144H174ZM188 145V144H187ZM198 144L196 143V146ZM93 146V144H92ZM95 146V145H94ZM134 146V145H133ZM170 146V145H169ZM180 146V145H179ZM194 146V145H193ZM191 145V147L193 148ZM230 146V145H229ZM85 147V146H84ZM82 147L85 151L87 150ZM99 147V143H98ZM102 147V146H100ZM178 147V146H177ZM189 147V146H188ZM198 147V146H197ZM224 147V146H223ZM93 148V147H92ZM91 148V149H92ZM154 148V147H153ZM181 148V146H180ZM199 148V147H198ZM209 148V147H208ZM216 148V147H215ZM213 148V149H215ZM236 148V147H235ZM103 149V147H102ZM109 149V147H108ZM164 149V148H163ZM174 149V147H173ZM204 149V148H203ZM211 149V147H210ZM222 149V147H221ZM225 149V148H224ZM96 150V149H95ZM165 150V149H164ZM175 150V149H174ZM174 150L171 152H174ZM177 150V149H176ZM184 150V149H183ZM190 150V149H189ZM205 150V149H204ZM217 150V148H216ZM89 151V150H88ZM104 151V150H103ZM102 151V153H103ZM109 151V150H108ZM157 151V149H156ZM167 151V150H165ZM182 151V150H181ZM236 151V149H235ZM92 152V151H91ZM90 152V153H91ZM110 152V151H109ZM123 152V151H122ZM201 152V150L199 151ZM205 153V151H203ZM206 152L208 150L206 149ZM233 152V151H232ZM255 152V151H254ZM84 153V152H83ZM90 153H87L90 154ZM105 153V151H104ZM155 153V151H154ZM153 153V154H154ZM167 153V152H165ZM190 153V152H189ZM222 153V152H221ZM220 153V154H221ZM227 153V152H226ZM56 154V153H55ZM93 154V152H92ZM100 154V153H99ZM110 154V153H109ZM150 154V153H149ZM156 154V153H155ZM173 154V153H172ZM184 154V153H183ZM201 154V153H200ZM208 154V153H207ZM223 154V153H222ZM256 154V153H255ZM59 155V154H57ZM82 155V154H81ZM102 156V154H100ZM111 155V154H110ZM158 155V154H157ZM175 155V154H174ZM178 155V153H177ZM176 155V156H177ZM188 155V154H187ZM193 155V154H192ZM197 155L202 156L198 154ZM207 156L206 154H204ZM212 155V152H211ZM126 156V155H125ZM167 156V155H166ZM184 156V155H183ZM214 156V155H213ZM225 154L223 155V158L225 160ZM234 156V155H233ZM92 157V156H91ZM96 157V156H95ZM93 157V158H95ZM103 157V156H102ZM113 157V155H112ZM222 157V155L220 156ZM253 157V156H252ZM251 157V158H252ZM257 157V156H256ZM84 158V157H82ZM98 158V157H96ZM111 158V157H110ZM128 158V157H126ZM185 158V157H184ZM192 158V156H191ZM195 158V157H194ZM208 158V157H206ZM221 158V159H223ZM237 158V157H236ZM102 159V158H101ZM156 159V158H154ZM193 159V158H192ZM196 159V158H195ZM216 159V158H215ZM128 160V159H127ZM178 160H180L178 158ZM210 160V159H209ZM214 159H212L213 161ZM217 160V159H216ZM238 160V158H237ZM251 161L253 159H250ZM100 160L98 159L97 162ZM103 161V160H101ZM112 162V160H110ZM130 161V159H129ZM188 161V160H187ZM207 161V159H206ZM257 161V159H256ZM131 162V161H130ZM135 162V161H134ZM140 162V160H139ZM236 162V160H235ZM253 162V161H252ZM91 163V161H90ZM113 163V162H112ZM128 163V161H127ZM141 163V162H140ZM186 163V161H185ZM190 163V162H189ZM202 163V162H201ZM210 163V162H209ZM216 163V162H215ZM218 163V162H217ZM225 163V162H224ZM251 163V162H250ZM255 163V161H254ZM261 163V161H260ZM114 164V163H113ZM136 164V163H135ZM159 164V163H158ZM195 164V163H194ZM197 164V163H196ZM195 164V165H196ZM213 164V162H212ZM211 164V165H212ZM238 164V161H237ZM236 164V166H237ZM263 164V163H262ZM90 165V164H89ZM116 165V164H115ZM133 165V164H132ZM154 167L156 164H154ZM186 165V164H185ZM188 165V164H187ZM192 165V163H191ZM219 165V163H218ZM253 165V163H251ZM67 167L71 170L72 173L76 174L77 176V183L76 185L75 181L72 180L68 175H66L64 171H62L63 167ZM98 166V165H97ZM112 166V165H111ZM136 166V165H135ZM134 166V167H135ZM142 166V163H141ZM172 166V165H171ZM182 166V164H181ZM207 165H205L204 168H206ZM213 166V165H212ZM216 166V165H215ZM214 166V168H215ZM220 166V165H219ZM255 166V164H254ZM252 166V167H254ZM264 167V164L262 165ZM91 167L92 170V166ZM107 167V166H106ZM132 167V166H131ZM132 167V168H134ZM160 167V166H159ZM239 167V166H238ZM262 167V168H263ZM108 168V167H107ZM114 168V167H113ZM141 170L142 167H140ZM144 168V167H143ZM189 168V166H188ZM217 168V166H216ZM215 168V170H216ZM257 168V167H256ZM157 169V168H156ZM173 169V168H171ZM180 169V168H179ZM193 169V168H192ZM198 170V168H196ZM202 169V168H201ZM219 169V167L217 168ZM237 169V168H236ZM111 170V169H110ZM116 170V169H115ZM145 170V169H144ZM158 170V169H157ZM208 170V169H207ZM234 170V169H233ZM263 170V169H262ZM112 171V170H111ZM199 171V170H198ZM214 171V170H213ZM221 171V170H220ZM254 171V170H253ZM252 171V174H253ZM260 171V169H259ZM117 173V170L114 171ZM146 172V171H145ZM156 172V171H155ZM181 172V171H180ZM183 172V171H182ZM194 172V170H193ZM257 172V169H256ZM175 173V172H174ZM195 173V172H194ZM213 173V172H212ZM211 173V175H212ZM217 173V172H216ZM220 173V172H219ZM241 173V171H240ZM115 173H112L114 175ZM167 174V173H165ZM182 174V173H181ZM202 174V172H201ZM200 174V176H201ZM210 174V173H209ZM215 174V173H214ZM230 174V173H229ZM228 174V177H229ZM234 174V172H233ZM239 174V173H238ZM242 174V173H241ZM255 174V172H254ZM264 174V173H263ZM152 175V173H151ZM150 175V176H151ZM154 175V174H153ZM203 175V174H202ZM73 177L75 175L72 174ZM148 176V174H147ZM155 176V175H154ZM168 176V175H167ZM176 176V175H175ZM194 176V174H193ZM255 176V175H254ZM259 176V175H257ZM256 176V177H257ZM121 177V176H120ZM149 177V176H148ZM156 177V176H155ZM185 177V176H184ZM203 176H201L202 178ZM219 177V176H218ZM235 177V176H234ZM240 178V176H238ZM253 177V175H252ZM152 178V176H151ZM183 178V176H182ZM205 178V177H204ZM214 178V176H213ZM261 178V177H260ZM264 178V176H263ZM74 179V178H73ZM149 179V178H148ZM147 179V181H148ZM184 179V178H183ZM195 179V178H194ZM203 179V178H202ZM215 179V178H214ZM231 179V178H230ZM255 179V178H254ZM253 179V180H254ZM152 180V179H150ZM157 180V179H156ZM156 180H153L156 182ZM193 180V179H192ZM199 180V179H198ZM204 180V179H203ZM220 180V179H219ZM241 180V179H240ZM238 180V181H240ZM165 181V180H164ZM177 181V180H176ZM195 181V180H193ZM236 181V180H235ZM260 181V180H259ZM264 181V180H263ZM119 182V183H118ZM121 182V183H120ZM205 182V180H204ZM214 182V181H212ZM217 181L215 180V183ZM262 182V181H261ZM158 182H156V186ZM178 183V182H177ZM184 183V182H183ZM191 183V181H190ZM194 183V182H193ZM241 183V181H240ZM197 185V183H196ZM194 183V188H198ZM243 185V183H242ZM241 185V186H242ZM256 185V183H254ZM260 185V183H259ZM137 186V185H136ZM170 186H172L170 184ZM185 186V185H184ZM215 186V185H214ZM226 186V185H225ZM246 186V185H245ZM149 187V186H148ZM152 186H150L151 189ZM180 187V186H179ZM213 187V186H212ZM216 188H214V191H217V183ZM233 187V186H232ZM264 187V186H263ZM262 187V188H263ZM121 188V187H120ZM126 188H130L127 187ZM147 188V187H146ZM153 188V187H152ZM155 188V187H154ZM168 188V187H167ZM187 188V187H186ZM219 188V187H218ZM224 188V187H222ZM237 188V187H236ZM258 188V186H256ZM209 190L208 188H206ZM227 189V188H226ZM234 189V187H233ZM238 189V188H237ZM107 190V189H106ZM181 190V189H180ZM198 189H196L197 191ZM235 190V189H234ZM262 190V189H260ZM114 191V190H113ZM129 192L126 194V199L129 202L128 210H130L133 214L137 216H143L144 218L148 217L147 211L132 203L133 200V194L131 190L128 189ZM158 191V190H157ZM161 191V190H160ZM188 191V190H187ZM225 191V190H224ZM246 191V190H245ZM108 192V190H107ZM122 192V191H121ZM148 192V190H147ZM169 192V191H168ZM179 192V191H178ZM199 192V191H198ZM207 192V191H206ZM209 192V191H208ZM220 192V189H219ZM239 192V191H238ZM262 192V191H261ZM123 193V192H122ZM152 195V198H155L156 195L152 192H149ZM210 193V192H209ZM221 193V192H220ZM225 193V192H224ZM235 193V191H234ZM161 194V193H160ZM180 194V193H179ZM191 194V191H190ZM226 194V193H225ZM229 194V192H228ZM123 196V194H121ZM149 195V194H148ZM171 195V194H170ZM200 195V193H199ZM211 195V194H210ZM221 195V194H220ZM229 194L228 196H230ZM240 195V194H239ZM253 195V194H252ZM140 196V195H138ZM176 196V195H175ZM180 196V195H178ZM183 196V194H182ZM191 195H189L190 197ZM227 196V197H228ZM250 196V195H249ZM256 196V195H254ZM124 197V196H123ZM122 197V199H123ZM144 197V195H143ZM150 197V196H149ZM172 197V196H171ZM185 197V196H184ZM231 197V196H230ZM236 197V195H235ZM240 197V196H239ZM139 198V197H138ZM151 198V199H152ZM161 198V197H160ZM163 198V197H162ZM176 198V197H175ZM197 198V196H196ZM229 198V197H228ZM248 198V197H247ZM251 198V196H250ZM259 198V197H258ZM150 198L147 200L149 201ZM156 199V198H155ZM211 199H214L212 197ZM224 199V198H223ZM240 199V198H239ZM141 199V203H142ZM153 200V199H152ZM182 200V198H181ZM199 200V199H198ZM230 200V199H229ZM259 200V199H258ZM183 201V200H182ZM191 201V199H190ZM242 201V200H241ZM126 202V201H125ZM200 202V201H199ZM253 202V200H252ZM260 202V200H259ZM150 203V201H149ZM184 203V202H183ZM242 203V202H241ZM126 204V203H125ZM124 204V205H125ZM155 204V203H153ZM158 204V203H157ZM156 204V205H157ZM177 204V203H176ZM175 204V205H176ZM192 204V203H191ZM203 204V203H202ZM212 204V203H211ZM233 204V201H232ZM243 204V203H242ZM257 204V203H254ZM123 205V203H122ZM128 205V203H127ZM144 205V204H143ZM151 206V203L149 204ZM155 205V206H156ZM165 205V204H164ZM185 205V204H184ZM253 205V204H252ZM258 205V204H257ZM260 205V204H259ZM159 206V205H158ZM193 206V205H192ZM204 206V205H203ZM206 206V205H205ZM232 206V205H231ZM254 206V205H253ZM152 207V206H151ZM225 207V206H224ZM258 207V206H257ZM74 209H78L82 211L87 220L85 222H82L81 227L83 229H87V232H90L86 235L79 234L77 232H74L63 220L68 219L69 216L72 215V211ZM124 208V207H123ZM122 208V209H123ZM167 208V207H165ZM186 208V207H185ZM208 208V206H207ZM210 208V207H209ZM215 209V208H214ZM220 209V208H219ZM242 209V208H241ZM255 209V208H254ZM124 210V209H123ZM195 210V209H193ZM206 210V209H204ZM243 210V209H242ZM263 210V209H262ZM152 211V210H151ZM159 211V210H158ZM168 211V210H167ZM177 211V210H176ZM218 211V210H215ZM214 211V212H215ZM188 212V211H187ZM204 212V211H203ZM202 212V213H203ZM208 213V211L206 210ZM211 212V211H210ZM220 212V210H219ZM228 212V210H227ZM245 212V210H244ZM262 212V211H261ZM151 213V212H150ZM169 213V211L167 212ZM172 213L174 214V209L172 210ZM206 213V215H208ZM217 213V212H216ZM229 213V212H228ZM256 213V212H255ZM204 214V213H203ZM235 214V212H234ZM112 216L113 217V223L110 225L102 224L101 220L103 216ZM154 215V214H153ZM151 215V218L152 216ZM187 215V214H186ZM205 215V214H204ZM217 215V214H216ZM220 215V214H219ZM217 215V216H219ZM222 215V214H221ZM230 215V214H229ZM109 216L107 217L108 220ZM132 216V215H131ZM170 216V214H169ZM174 216V215H173ZM168 217V216H167ZM180 217V216H179ZM209 217V216H208ZM126 218V217H125ZM130 219V216L128 217ZM137 218V217H136ZM139 218V217H138ZM145 218V219H146ZM149 218V217H148ZM169 218V217H168ZM188 218V217H187ZM193 218V217H192ZM212 216L210 217V219ZM220 217H218L219 220ZM250 218V217H249ZM153 219V218H152ZM170 219V218H169ZM181 219V217H180ZM179 219V220H180ZM197 219V218H196ZM162 221V219H160ZM212 220V219H211ZM221 220V219H220ZM219 220V222H220ZM245 220V218H244ZM58 221V222H57ZM132 221V219H131ZM127 221V222H131ZM142 221V217L140 219V222ZM154 221V219H153ZM164 221V220H163ZM162 221V222H163ZM168 221V219H167ZM214 221V222H213ZM222 221V220H221ZM104 222V221H103ZM156 222V221H155ZM154 222V223H155ZM171 222V221H170ZM170 222L168 224H170ZM176 222V220H174ZM180 222V221H179ZM198 222H200L198 220ZM210 222V221H209ZM249 222V221H248ZM105 223V222H104ZM132 223V222H131ZM161 223V222H160ZM192 223V222H191ZM190 223V224H191ZM213 223V227L211 224ZM212 223L210 224V228H217L215 223V220H212ZM109 224V223H108ZM129 224V223H128ZM146 224H148L146 222ZM162 224V223H161ZM173 224V223H172ZM171 224V228H172ZM200 224V223H199ZM219 224V223H218ZM227 224V223H226ZM233 224V223H232ZM134 225V223H133ZM131 225V226H133ZM143 225V224H142ZM164 225V223H163ZM167 225V224H165ZM177 224L174 225V227ZM192 225V224H191ZM220 225V224H219ZM222 225V223H221ZM220 225V226H221ZM228 225V224H227ZM155 225H151V227ZM169 226V225H168ZM181 226V225H180ZM223 226V225H222ZM130 227V226H128ZM135 228V226H133ZM148 227V225H147ZM163 227V226H162ZM203 227V226H202ZM234 227V225H233ZM132 228V227H131ZM130 228V230H131ZM153 228V227H152ZM161 228V226H160ZM176 230L174 232L175 237L178 236L177 234V227H175ZM193 227H191L192 229ZM214 228V229H215ZM222 228V227H221ZM220 228V229H221ZM133 229V228H132ZM158 230V228H156ZM213 229V231H214ZM224 229V226L223 228ZM221 229V231H223ZM234 229V228H233ZM135 229H133L131 234H134ZM149 230V228H148ZM163 230V229H162ZM217 230V229H216ZM21 233H19V232ZM156 232L155 230H153ZM165 233V230H163ZM171 231V230H170ZM173 231V230H172ZM181 231V230H180ZM203 231V230H202ZM205 231V230H204ZM203 231V232H204ZM230 231V230H229ZM240 231V230H239ZM137 232V231H136ZM151 232V231H148ZM159 232V230L157 231ZM177 232V233H176ZM207 232V231H206ZM210 232V229H209ZM219 232V230H217ZM231 232V231H230ZM168 233V232H167ZM211 233H215L211 232ZM226 233V232H225ZM235 233V231H234ZM138 236V233H136ZM157 234V233H156ZM169 234V233H168ZM208 235V233H205ZM217 235V233H215ZM37 236L40 240V238L46 243V241H50V243L54 244L58 247L59 243V235L60 238H68V239H80L84 246L79 247L78 250L73 252L72 254H69L66 256V259L54 260L50 259L47 254L45 253V243L44 242H30L26 239V236ZM154 235V234H151ZM173 235V233H172ZM181 235V233H180ZM210 235V234H209ZM214 235V234H213ZM212 235V236H213ZM215 235V236H216ZM220 235V234H218ZM217 235L216 239L219 238ZM222 235H224L222 233ZM247 235V233H246ZM158 237V235H156ZM206 236V235H205ZM211 236V235H210ZM210 236H208L209 240H206V243L210 240ZM226 236V234H225ZM248 236V235H247ZM156 237V239H158ZM239 237L236 235V238ZM249 237V236H248ZM162 238V237H161ZM171 238V237H170ZM207 238V236H206ZM224 238V237H223ZM232 238V237H231ZM242 238V237H241ZM167 239V238H165ZM185 239V236H184ZM194 239V237L192 238ZM214 239V240H216ZM228 239V238H227ZM63 240V239H60ZM67 240V239H66ZM169 240V239H168ZM179 240V239H178ZM177 240V241H178ZM186 240V239H185ZM218 240V239H217ZM220 240V239H219ZM224 240V239H223ZM226 240V239H225ZM224 240V241H225ZM240 240V239H239ZM252 240V239H250ZM157 241V240H156ZM180 241V240H179ZM178 241V242H179ZM231 241V239H230ZM159 242V241H158ZM178 242H176L178 244ZM227 242V241H226ZM237 242V241H236ZM44 243V244H43ZM154 243V242H153ZM169 243V241H168ZM187 243V242H185ZM213 243V242H212ZM215 243V242H214ZM218 244L219 242L216 241ZM222 243V242H221ZM224 243V242H223ZM253 243V240H252ZM66 244V243H65ZM64 244V245H65ZM163 244V241L161 243ZM161 244H159L160 247H163ZM170 244V243H169ZM176 244V245H177ZM209 244V243H208ZM225 244V243H224ZM60 245V244H59ZM157 245V244H155ZM180 246H182L179 243ZM178 245V249L180 252L181 247ZM195 245V244H194ZM210 245V244H209ZM223 245V244H222ZM228 245V244H226ZM233 245V243H232ZM157 245L156 248L159 247ZM165 246V245H164ZM170 246V245H169ZM196 246V245H195ZM202 246V245H201ZM204 246V245H203ZM202 246V247H203ZM221 246V245H220ZM219 246V247H220ZM234 246V245H233ZM51 247V246H50ZM159 247V248H160ZM167 247V246H165ZM175 247V246H174ZM215 247V246H212ZM231 247V246H230ZM229 247V249H230ZM158 248V249H159ZM164 248V247H163ZM173 248V247H172ZM184 248V247H183ZM186 248V247H185ZM207 248V247H206ZM224 248V247H222ZM47 249V248H46ZM160 251H163L162 248H160ZM187 249V248H186ZM197 249V248H196ZM220 249V248H219ZM232 249V248H231ZM230 249V250H231ZM234 249V248H233ZM242 249V245H241ZM171 250V248H170ZM175 250V249H174ZM185 250V249H184ZM207 250V249H206ZM205 250V251H206ZM243 250V249H242ZM202 251V252H205ZM222 251V249H221ZM234 251V250H233ZM257 252V250H255ZM156 252V251H155ZM154 252V253H155ZM187 252V250H186ZM216 252V251H215ZM226 252H229L226 250ZM231 252V251H230ZM236 252V251H235ZM234 252V254H235ZM48 253V252H47ZM158 253V252H157ZM163 254L164 252H160V254ZM165 253H167V248H165ZM184 253V252H183ZM182 253V254H183ZM208 253V252H207ZM206 253V254H207ZM159 254V253H158ZM159 254V255H160ZM161 254V255H162ZM168 254V253H167ZM172 254V250H171ZM177 254V252L175 253ZM181 254V253H180ZM181 254V261L180 264H182V258L185 259L184 254L182 256ZM189 254V253H188ZM218 254V252H217ZM258 254V252H257ZM178 255V254H177ZM191 255V254H190ZM198 255V252H197ZM230 255V253H229ZM252 255V254H251ZM259 255V254H258ZM257 255V256H258ZM165 256V255H162ZM159 256V257H162ZM187 256V255H186ZM200 256V255H199ZM207 256V255H206ZM233 261L235 257L238 255H233ZM250 256V255H249ZM158 257V258H159ZM195 255L193 256V258ZM202 254V258H203ZM215 257V256H214ZM222 257V256H220ZM231 257V255H230ZM173 258V256L171 257ZM177 258V257H175ZM197 259V257H195ZM205 258V257H204ZM208 258H210L208 256ZM162 259V258H161ZM160 259V260H161ZM165 259H168V256H165ZM183 259V261H185ZM190 259V258H189ZM195 259V260H196ZM207 259V258H206ZM206 259L204 260L206 263ZM221 259V258H220ZM225 259V258H224ZM231 259V258H230ZM239 259V258H238ZM253 259V258H252ZM158 260V259H157ZM173 260V259H172ZM209 260V259H208ZM219 260V259H218ZM217 260V261H218ZM258 256V261H259ZM175 261V260H173ZM179 261V260H178ZM211 261V260H210ZM216 263V259L214 260ZM223 261V258H222ZM231 261V260H230ZM231 263H234V262ZM169 262V261H168ZM186 262V261H185ZM190 262V261H189ZM193 263V262H191ZM208 263V262H207ZM213 263V262H212ZM224 263V262H223ZM227 263V262H225ZM157 264V263H156ZM160 264V263H159ZM162 264V263H161ZM176 264V263H175ZM184 264V262H183ZM187 264V263H185ZM199 264V262H198ZM209 264V263H208ZM237 264V261L236 263ZM240 264V263H238ZM253 264V263H252ZM259 264V263H258Z\"/></svg>", "mask_w": 264, "mask_h": 264}]
</instances>
